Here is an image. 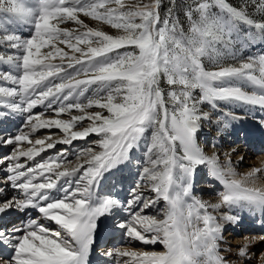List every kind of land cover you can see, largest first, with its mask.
Here are the masks:
<instances>
[{
    "label": "snow or ice",
    "instance_id": "obj_1",
    "mask_svg": "<svg viewBox=\"0 0 264 264\" xmlns=\"http://www.w3.org/2000/svg\"><path fill=\"white\" fill-rule=\"evenodd\" d=\"M160 7L0 0V264H91L101 231L124 246L95 264H264V251L254 250L264 245V188L248 186L264 167L237 179L232 156L245 159L237 146L221 163L198 142L203 122H213L201 105L218 102L246 106L252 126L240 133L264 140V115L253 113L264 112V52L241 55L264 46V0H193L187 30L171 7L161 18ZM68 21L76 27H61ZM38 106L51 118L34 113ZM240 119L219 113L218 131ZM40 129L62 135L35 137ZM57 145L68 147L42 155ZM201 165L223 186L216 203L193 193ZM242 213L261 228L232 245L221 221L239 224Z\"/></svg>",
    "mask_w": 264,
    "mask_h": 264
},
{
    "label": "rangeland",
    "instance_id": "obj_2",
    "mask_svg": "<svg viewBox=\"0 0 264 264\" xmlns=\"http://www.w3.org/2000/svg\"><path fill=\"white\" fill-rule=\"evenodd\" d=\"M231 4H238L240 0H228ZM190 3H193V0H161V7L159 9L161 18H163L167 10L171 7L174 11V13L179 16L181 22L183 23L185 30L188 28V20L184 16V12L187 10L186 6ZM259 19V17H256ZM85 21V23L89 24L91 27H100L103 30L115 32V30H112L107 25H101L98 24L95 21H92L90 18L81 17ZM61 27H67V28H74L76 25L68 21L61 25ZM24 33L27 34L28 29H23ZM261 52H264V46H261L260 44H257L255 46H252L248 49H242L241 55L246 56L248 54L251 55H258ZM246 90H251V88H248ZM204 111H211L213 122L209 123L207 121L203 122L202 129L199 133L198 142L200 146L204 149L205 153L209 156H211L213 153H216L219 155L221 163L225 162V156L223 153L229 152L233 146H237L238 151L241 152L242 155H244L245 159L243 161L240 160V157L233 154L232 156V162L233 167L235 171L242 177L253 167H264V140H261L258 135L249 138L244 137L243 133H240L241 129H248L252 126V121L250 118L246 116L247 113V107L242 106L238 103H229V102H218V109H212L211 105L205 103L204 105H201ZM243 109V110H242ZM34 113L44 112V109L42 106H38L36 109H33ZM232 112L233 114L243 117V119L234 121L232 123V126L228 129H224L223 131H218V128L220 127L219 123H217V116L219 113H227ZM253 113L255 115H264V112H260L258 109H253ZM45 117L51 118V113L44 112ZM59 118L67 119V115H63ZM27 131V129L25 130ZM50 133H56V135H62L58 130L52 129H40L37 131L34 136L39 137L41 135H49ZM240 133V135L238 134ZM89 139H94V137H89ZM216 143V147H211L212 143ZM75 144H78L80 146H84V141H76ZM68 146L65 145H57L56 149L48 150L46 153H43L42 155L47 157L48 155H54L58 149L65 148ZM137 157L140 159H137L136 166H139L143 162V150H139L136 153ZM37 160L40 159V157L36 158ZM69 159H74L73 156H69ZM123 175L125 177L129 176L130 173L126 170ZM210 182L212 183V186L209 187ZM262 185H264V177L256 180L255 184L253 185L251 181L248 182V186H256L259 188H262ZM264 188V187H263ZM223 186L219 184V182H212L210 181V177L207 174V168L203 165L198 166L196 173L193 178V193L198 196L203 201H208L209 203H216L219 200V197L216 195L217 192L222 191ZM149 195H154V193H149ZM164 205L163 201H160L156 208H160ZM146 212H149L151 214H156V209H146ZM211 212L212 210L209 209ZM227 209H221L220 212H226ZM220 212L213 213L217 216V219H220ZM35 216V213H33ZM242 219L239 224L232 225L230 223L221 221L224 225V237L228 240V242L232 245H239L243 243L242 237L244 235H250L252 232H258L260 231L261 226L255 223V218L252 216H248L247 213L241 214ZM52 227H55V225H51ZM109 239H114L112 242L113 247L118 246L121 244V241L119 238H112L109 237ZM112 241V240H109ZM99 245V247L97 246ZM103 246H106L103 240H99V242L96 243L95 246H93L94 251H100V248ZM124 246V245H120ZM226 245L222 244L221 247H225ZM137 250H156V251H164L162 245H143V244H136L134 246ZM106 248L105 250H107ZM235 250V249H234ZM257 254H259V251H264V245H258L256 249ZM255 260V257L253 258ZM237 264H241V262L237 261Z\"/></svg>",
    "mask_w": 264,
    "mask_h": 264
},
{
    "label": "bare ground",
    "instance_id": "obj_3",
    "mask_svg": "<svg viewBox=\"0 0 264 264\" xmlns=\"http://www.w3.org/2000/svg\"><path fill=\"white\" fill-rule=\"evenodd\" d=\"M242 110H243V109H242ZM20 123H21L20 120H17V121H16V124H17V125H19ZM24 130H26V129H24ZM4 151H6V149H0V153H2V152H4ZM236 178H237V179H240L241 176L238 174V176H237ZM255 187H256V186H255ZM263 187H264V185H262V188H263ZM17 194H18V193H17ZM35 215H37V214L35 213ZM41 222H42V223H45V224L48 225L49 227H52V226H51L52 223H51L50 221L41 220ZM99 240H103L106 246H103L102 248H100V251H94V249H93V252H92V254H91L90 257H89L91 264H95V262H96L97 260L102 259V257L99 255V253H102L103 251H105L106 248L110 249V248L113 247L112 242H113L114 239H109V236H106V235L104 234L103 231H101V232L97 235V237H96V242L99 241ZM109 240H112V241H109ZM120 245H121V244H120Z\"/></svg>",
    "mask_w": 264,
    "mask_h": 264
}]
</instances>
